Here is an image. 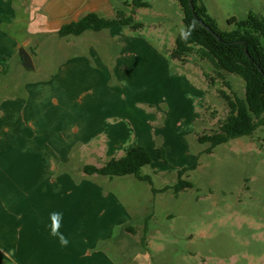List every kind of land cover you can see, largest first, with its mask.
Masks as SVG:
<instances>
[{"label": "rangeland", "instance_id": "rangeland-1", "mask_svg": "<svg viewBox=\"0 0 264 264\" xmlns=\"http://www.w3.org/2000/svg\"><path fill=\"white\" fill-rule=\"evenodd\" d=\"M111 1L116 10L133 15L143 27L137 31L127 27L98 33L89 31L71 38H60L55 32L30 33L27 47L34 58L35 69L27 71L17 64L10 70L6 83L14 90L23 89L28 83L51 76L61 59L68 56L96 54L106 64L117 52L115 46L105 41L110 35H119L124 41L132 38L146 43L154 56L128 52L139 56L129 68V77L125 78L132 80L126 81L128 88L122 99L133 97L131 102L128 99L126 106L133 101L134 105L139 103L142 107V115H153L150 120L145 119V123H152L144 125L152 134L151 141L140 145L148 150L152 159L151 165L142 169V174L149 175L153 183L141 181L134 175L116 177L113 182L107 180L110 178H102L111 183L110 192L123 200L129 214L126 227L132 230L127 231L126 227L116 230L105 247L118 264H264V126L251 136L230 140L214 148L212 153H206L210 144H200L197 137L218 131L220 122L228 116L229 109L219 95L220 90H228L221 80L216 86H209L205 74L212 75V67L196 55L189 58L187 65L171 58L176 37L185 30L179 3L176 0H146L150 6L136 9L134 13L133 0ZM203 1L209 4L219 29L224 31L233 29L228 24L231 17L244 20L250 13L264 15V0ZM30 5L29 1V8ZM33 18V22L39 19L36 15ZM159 57L164 62L154 61ZM166 73L175 81L171 102L165 101L166 93L162 94L161 84ZM228 79L234 91L243 97L245 82L238 77L229 76ZM178 85L188 100L182 106L179 105ZM147 92H157L152 106L145 104ZM36 128L38 125L29 126L27 131L31 134ZM50 132H43V135ZM36 143L39 141L33 138L29 147L18 142L15 148L18 153L10 152L7 157L0 143V218H6L13 233L22 210L21 189L30 178L38 174V181L50 185L59 181L63 185L100 181L85 175L84 167L105 165L110 160L99 159L98 163L91 155L73 157L68 165L60 161L57 170L51 173L49 166L55 159L38 157L31 152ZM45 144L44 152L47 153L53 143ZM160 149H164L161 155ZM75 154H79V149ZM195 163L197 167L191 169ZM184 168L189 171L183 179L192 182L193 188L177 196L172 188L153 193V188L173 187L178 181V172ZM41 169L44 172L37 173ZM34 171L37 174L32 173ZM47 192L52 193L51 189L39 193L45 197ZM4 231L5 224L0 220V236ZM2 250L3 240L0 239V253ZM2 257L0 254V259Z\"/></svg>", "mask_w": 264, "mask_h": 264}, {"label": "crops", "instance_id": "crops-1", "mask_svg": "<svg viewBox=\"0 0 264 264\" xmlns=\"http://www.w3.org/2000/svg\"><path fill=\"white\" fill-rule=\"evenodd\" d=\"M202 2L208 14L215 19L209 4ZM115 7L111 0H0V143L5 157L10 152L18 153L15 149L18 142L29 147L28 143L33 138L39 143L31 147V152L38 157L55 159L49 166L53 173L60 161L68 165L73 157L91 155L99 163V159L121 158L134 146L151 141L152 134L144 125L152 123H145V119L153 117L152 113L142 115L139 103L134 105L132 101V105L126 106L129 98L122 99L128 88L126 81L132 80L125 79L129 77L127 73L131 64L140 52L154 56H151L153 50L141 40L128 38L124 41L119 35H110L105 41L109 46H115L117 52L106 64L96 54L68 56L61 59L60 66L51 76L28 83L23 89L17 87L14 90L6 83L10 70L17 64L23 66L20 49L24 48L30 54L27 47L30 33H58L64 25L78 21L89 13L112 18L118 12ZM34 15L39 19L33 22ZM66 19L70 22L66 23ZM71 37L74 36L66 38ZM133 51L139 54L133 56L128 53ZM30 56L34 62L32 54ZM154 61L164 62L161 57ZM166 76L161 84L164 89L162 94L166 93L165 101L171 102L175 81L167 73ZM178 88L181 94L179 105L182 106L188 100L180 86ZM156 93L147 92L145 104L154 105ZM33 125H38V128L30 134L27 129ZM16 126L22 128L14 129ZM47 127L51 129L47 130ZM47 131H51L49 135H43ZM49 136L51 140L46 139ZM49 141L53 144H50L51 150L45 153V143ZM77 149L79 154L76 155ZM92 166L100 168L104 164ZM43 172L42 169L37 171ZM87 176L100 181H83L73 185H63L59 181L50 185L38 181V174L34 178L29 177L21 189L22 210L16 221V232L9 230L5 217L0 218L5 224V233L0 236L3 240L0 264H118L105 244L116 230L126 227L129 214L123 200L110 192L111 183L102 179L105 176ZM114 178L107 180L113 182ZM48 189L52 193L40 196L41 191L43 193ZM53 212L62 214L58 231L68 239L66 247L60 244L59 236L52 235L55 223L51 215ZM126 230L132 231L129 226Z\"/></svg>", "mask_w": 264, "mask_h": 264}, {"label": "trees", "instance_id": "trees-1", "mask_svg": "<svg viewBox=\"0 0 264 264\" xmlns=\"http://www.w3.org/2000/svg\"><path fill=\"white\" fill-rule=\"evenodd\" d=\"M176 1L183 13L185 30L183 36L181 33L176 37L175 46L170 53L171 58L185 65L191 56L196 55L212 67L213 74H205L209 86L214 87L217 81L221 80L228 90L219 92L229 109L228 116L220 122L218 131L197 137L200 144H210L206 153H212L217 146L233 139L251 136L264 126V17L253 13L244 20L231 17L228 24L233 29L224 31L219 29L216 20L208 14L202 0H192L194 11L191 9V0ZM131 6L135 13L136 9L148 8L150 5L146 0H133ZM201 22L212 28L220 39L209 33ZM116 27L137 31L143 25L137 22L133 15L128 16L122 11H118L114 18L89 13L78 21L64 25L57 34L60 38L78 37L88 31L100 32ZM229 76L238 77L245 82L243 97L234 91ZM163 150H159L160 155ZM162 157L164 158V155ZM151 163L148 150L143 146H134L125 156L112 158L100 168L85 166L84 173L111 179L134 175L137 179L152 184L151 177L142 174V169ZM196 167L195 163L191 169ZM188 171L189 168H184L178 172V181L173 187L161 190L153 188V193L158 194L172 188L177 196L180 192L193 188L192 182L183 179Z\"/></svg>", "mask_w": 264, "mask_h": 264}, {"label": "water", "instance_id": "water-1", "mask_svg": "<svg viewBox=\"0 0 264 264\" xmlns=\"http://www.w3.org/2000/svg\"><path fill=\"white\" fill-rule=\"evenodd\" d=\"M191 9L194 11V5L193 2L191 0ZM194 15L196 16V13L194 12ZM201 25L211 34L214 35L215 38L220 39L219 35L216 34L212 28H210L209 26H207L204 22H201ZM19 56H20V60L22 65L28 69V70H33L34 69V62L32 57L30 56V54L26 51V49L21 48L19 51Z\"/></svg>", "mask_w": 264, "mask_h": 264}, {"label": "clouds", "instance_id": "clouds-1", "mask_svg": "<svg viewBox=\"0 0 264 264\" xmlns=\"http://www.w3.org/2000/svg\"><path fill=\"white\" fill-rule=\"evenodd\" d=\"M183 35L184 34L182 33V36ZM51 215H52L53 221L55 222L54 223V226H53V230H52V235L53 236H59L60 244L62 246H65L66 247L68 245L69 241H68V239L66 237H64L63 235H61L59 233V231H58V229H59V220H60L62 214L59 213V212H53Z\"/></svg>", "mask_w": 264, "mask_h": 264}]
</instances>
